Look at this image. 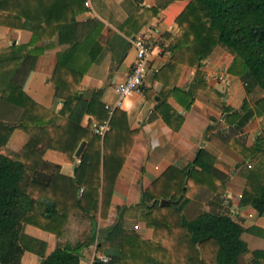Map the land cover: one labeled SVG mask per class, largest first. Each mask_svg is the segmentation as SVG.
I'll return each mask as SVG.
<instances>
[{
    "label": "trees",
    "instance_id": "obj_1",
    "mask_svg": "<svg viewBox=\"0 0 264 264\" xmlns=\"http://www.w3.org/2000/svg\"><path fill=\"white\" fill-rule=\"evenodd\" d=\"M85 1L0 0V25L27 27L33 33L28 44H14L10 51L0 54V105L8 102L21 109L16 123L0 121V264H22L26 251L38 254L41 264H82L93 247L96 255L89 258L90 264H242L243 256L250 252L245 236L264 238V229L245 226L224 205L219 210L198 205L196 194L217 180L220 190L215 198L223 201L226 183L202 164L201 152L186 167H169L156 178L144 191L141 204L118 208L109 235L99 237V220L109 217L116 179L137 131L130 129L127 111L116 108L110 115L101 98L88 100L80 95L85 72L77 69L84 66L75 64L73 57L90 47L94 34L58 53L51 80L56 96L66 101L60 113L38 105L17 80L21 70H28L26 74L35 70L39 51L47 46L40 41L59 33L62 23L75 21V14L86 8ZM174 21L179 32L173 39L170 62L163 69L172 73L173 67L181 64L196 67L197 71L186 91L176 84L162 86V100L155 111L167 125L179 131L184 116L169 99L171 95L181 97L184 107H191L203 84L201 67L218 48L229 54L227 71L238 76L246 90L242 105L226 115V123L242 130L255 117L264 121V0H183ZM100 47L94 44L91 50ZM126 52L114 57L116 66L124 61ZM7 67L12 72H5L3 68ZM154 78L161 81V72H155ZM144 84L145 80L141 89ZM36 110H40V116ZM88 114L93 119L84 126L82 121ZM105 120H109V129L99 135L94 128ZM215 127L209 125L205 133ZM19 128L29 138L16 150L8 142ZM256 138L250 147L237 139L228 141L238 146L242 156L239 164L248 158L254 163L264 160V154L260 156V151L264 152V128ZM83 141L86 144L78 158L75 153ZM49 150L60 152L67 162L78 159L74 174H65L61 166L53 165L48 179L39 180L36 171L47 162ZM196 180L199 185L194 183ZM162 199L171 202L162 205ZM241 204L252 206L259 215L264 213V177L258 181L249 174ZM132 208L139 209V219L144 221L148 234L124 232V220ZM29 224L52 233L55 247L48 249V242L26 234ZM105 247L114 249L108 251V261L100 258V254L105 255ZM251 255L245 264H264V250L252 251Z\"/></svg>",
    "mask_w": 264,
    "mask_h": 264
},
{
    "label": "crops",
    "instance_id": "obj_2",
    "mask_svg": "<svg viewBox=\"0 0 264 264\" xmlns=\"http://www.w3.org/2000/svg\"><path fill=\"white\" fill-rule=\"evenodd\" d=\"M182 1L86 0L84 4L86 8L75 14V21L62 23L59 33H54L52 37H44L40 41L47 46L39 51L35 70L29 71L28 74H26L28 70H21L17 76L25 92L38 105L60 113L66 101L56 96L55 85L51 80L58 62V53L75 42L85 40L93 33L94 37L89 42L90 47L81 49L73 59L75 64L84 66V69H77L79 72H85L80 80V95L88 100H92L95 96L99 97L107 108L115 105L117 101V94L114 91L117 82L123 80L132 68L135 59L132 39L143 33L150 40L162 43L163 52L155 51L150 59L143 89L126 98L118 107L128 112L130 129L136 130L137 136L116 179L109 217L99 220V237L102 228H107L109 235L110 225L117 217L118 208L141 204L144 191L156 178L169 167H186L197 158L199 152H201L202 164L205 167L209 166V169L221 179H225L226 183L222 195L223 201L215 198L217 191L220 190V187L217 189V180L216 184L211 182L212 185L200 189L195 196L198 205L204 206L206 210H219V207L224 205V209L230 208L232 215L243 220L245 226L256 225L264 229V213L259 215L252 206L241 204L246 191L247 176L254 167V162L248 158L246 162L239 164L242 157L237 151L238 146L228 144L233 138L248 147L254 145L261 131L263 118L255 117L242 130L235 124L226 123V115L239 109L246 98L244 83L238 76L227 71L231 61L229 54L224 49L218 48L204 62L201 67L203 84L189 109L184 107L181 97L177 99L171 95L170 105L184 116L179 131L175 132L155 111L156 104L162 100L159 92L164 83L172 86L176 84L181 90L186 91L191 86L197 71L196 67L181 64L175 65L172 73L163 69L170 62L173 39L179 32L174 15ZM72 6L76 8L75 5ZM154 7L166 10L154 12ZM32 36L33 33L27 27L1 24L0 54L10 51L14 44H28ZM94 44L96 46L100 44L101 49L91 50ZM125 50L127 52L124 61L116 66L114 57H120ZM155 72H161L162 79L163 77L170 79L168 81L155 79ZM112 73L114 74L111 77ZM220 76L224 79H220ZM36 111L40 116V110ZM20 115L19 107L8 102H2L0 105V121L14 124ZM92 119L93 115H85L82 124L86 126ZM212 124H216V127L210 133H205L207 127ZM28 138L29 134L19 128L10 135L8 143L13 149L19 150ZM45 160L47 162L51 160L52 164L61 166L62 171L68 175H73L78 165V159L75 162H67L63 154L54 150L46 153ZM238 177L241 180H238ZM215 202L216 207H214ZM139 213L138 208L129 210L124 220L125 233L138 232L141 223H144L139 219L141 217ZM141 230L143 234L149 232L148 228ZM25 233L48 242V249L55 247L56 238L48 231L29 224L25 227ZM245 237L249 242L250 252L245 254L242 260L245 258L251 260L252 251L264 250V238L249 234ZM252 237L256 242H253ZM250 240L253 243L250 244ZM108 251L113 252L114 249L105 247L103 253L109 254ZM93 255H96V247L87 251V257L83 259L82 264L90 263L88 260L94 257ZM22 264H41L40 256L32 251H26Z\"/></svg>",
    "mask_w": 264,
    "mask_h": 264
},
{
    "label": "built area",
    "instance_id": "obj_3",
    "mask_svg": "<svg viewBox=\"0 0 264 264\" xmlns=\"http://www.w3.org/2000/svg\"><path fill=\"white\" fill-rule=\"evenodd\" d=\"M132 45L135 49V59L130 72L127 76L117 82L114 91L117 94V101L113 106H107L110 115L113 114L116 108L120 107L124 100L134 93L141 91V86L147 76L149 62L155 51L163 52L161 42L150 40L146 34L140 33L132 39ZM220 79H224L220 76ZM109 129V120H105L101 125L95 126L94 131L99 135H104ZM79 162V160H78ZM83 191V188L80 192ZM100 258L108 261L109 257L101 255Z\"/></svg>",
    "mask_w": 264,
    "mask_h": 264
},
{
    "label": "rangeland",
    "instance_id": "obj_4",
    "mask_svg": "<svg viewBox=\"0 0 264 264\" xmlns=\"http://www.w3.org/2000/svg\"><path fill=\"white\" fill-rule=\"evenodd\" d=\"M4 69V71L5 72H12V69L11 68H3ZM263 123H264V121H262ZM221 123H223V122H221ZM262 128H264V125L262 124V127H261V129ZM260 129V130H261ZM261 153H260V156H261V154H264V152H262V151H260ZM52 154H55V155H60V154H58V153H52ZM61 156V155H60ZM196 156H197V154H196ZM241 156V155H240ZM242 157V156H241ZM52 162L53 161H49V162H46L44 165H42V166H40L39 168H38V170L36 171V175H37V177H38V179L39 180H41V181H46L47 179H48V175L51 173V169H52V166L54 165V164H52ZM255 165H254V168H252L250 171H249V174L251 173V174H254L255 175V177H256V179L259 181L262 177H264V160L263 159H259L258 161H255V163H254ZM47 172V173H46ZM46 173V174H45ZM248 178H249V176H247V180H248ZM45 179V180H44ZM238 180H241L239 177H238ZM194 183L195 184H197V185H199L200 184V181L199 180H196V181H194ZM215 184H216V181H215ZM218 184H219V181H218ZM217 184V187H220V184L218 185ZM197 195V194H196ZM142 225H143V227H142V225L139 227V230H138V233H139V231H140V233H142L143 231L141 230L142 228H144V229H146L147 227L146 226H144V223H141ZM149 233V232H148ZM253 238V237H252ZM253 242H256V239L255 238H253ZM252 242V240H250V244L251 243H253ZM92 254H93V252H92ZM262 254V253H261ZM100 255H103V254H100ZM107 255V254H106ZM94 256V255H93ZM108 256V255H107ZM247 258H245V260H242V264H245L246 262H248L249 260H246ZM89 262H90V260H89ZM88 264H90V263H88Z\"/></svg>",
    "mask_w": 264,
    "mask_h": 264
},
{
    "label": "water",
    "instance_id": "obj_5",
    "mask_svg": "<svg viewBox=\"0 0 264 264\" xmlns=\"http://www.w3.org/2000/svg\"><path fill=\"white\" fill-rule=\"evenodd\" d=\"M85 144L86 142L83 141L80 146L78 147L77 151H76V157H80L81 156V153L85 147ZM171 201L170 200H166V199H163L161 200V204L164 205V204H168L170 203ZM50 204H52V201L49 202ZM108 232L109 230L107 228H102L101 231H100V237L101 238H105L108 236Z\"/></svg>",
    "mask_w": 264,
    "mask_h": 264
}]
</instances>
